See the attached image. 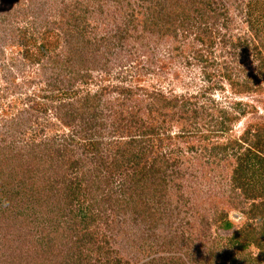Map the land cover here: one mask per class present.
<instances>
[{
	"label": "rangeland",
	"instance_id": "374dc122",
	"mask_svg": "<svg viewBox=\"0 0 264 264\" xmlns=\"http://www.w3.org/2000/svg\"><path fill=\"white\" fill-rule=\"evenodd\" d=\"M164 4L0 0V264H264V0Z\"/></svg>",
	"mask_w": 264,
	"mask_h": 264
},
{
	"label": "trees",
	"instance_id": "16d2710c",
	"mask_svg": "<svg viewBox=\"0 0 264 264\" xmlns=\"http://www.w3.org/2000/svg\"><path fill=\"white\" fill-rule=\"evenodd\" d=\"M156 1V3L159 5V7H156L155 8V11H154V8H153V11L154 12H156L157 11V13H159V14H157V17H160V19H161V21H163V20H168V18L170 17V15H169V12L165 9L166 7H165V4H164V1L165 0H155ZM186 1H188V0H186ZM186 4V3H185ZM196 4V3H195ZM197 5V4H196ZM208 8V7H207ZM152 9V8H151ZM164 11V12H162V14H164V17H161V11ZM189 14L187 15L186 13L185 14H183L182 15V19L183 20H185L186 18L188 19L189 18ZM162 23H164V22H162ZM258 144V143H257ZM256 144V145H257ZM4 158V157H3ZM5 159V158H4ZM6 160V159H5ZM238 167H240L241 168V174H239V175H243V177L244 176H246V177H253L255 174H258L260 177H264V173H263V170H264V165L263 164H260V167L261 168H257L256 170H255V168H254V165H251L250 163H249V161L248 160H246V164H244V166H243V164L240 162L239 164H238ZM14 174H16L15 176H13ZM4 176V173L3 172H0V177H2V180L4 181V183L5 182H8V183H10V182H14V181H16L15 179H16V177H22V175H21V171H17L16 173H12V174H10V173H8L7 175H5V177H3ZM19 180V179H18ZM235 181H236V178H235ZM23 186H25V185H23ZM3 195H4V193H3ZM261 206H262V204H261ZM12 205L11 204H9V206H8V213H12ZM254 209H257V206H254L253 208H251V210L253 211ZM12 215V214H11ZM261 225H262V223H261ZM233 227V223L232 222H230L229 220H224V223H223V225H222V228H223V230H225L226 228H232ZM263 226H261L260 228H262ZM258 230V229H257ZM256 230V231H257ZM255 231V232H256ZM264 235V234H263ZM237 236H231L230 237V240L231 241H233V240H235L236 241V243H237ZM242 241V240H241ZM247 246V243H245V242H241L240 244H239V247L240 248H245Z\"/></svg>",
	"mask_w": 264,
	"mask_h": 264
}]
</instances>
